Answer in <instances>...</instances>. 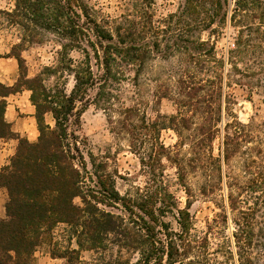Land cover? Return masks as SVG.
Segmentation results:
<instances>
[{
    "label": "rangeland",
    "instance_id": "1",
    "mask_svg": "<svg viewBox=\"0 0 264 264\" xmlns=\"http://www.w3.org/2000/svg\"><path fill=\"white\" fill-rule=\"evenodd\" d=\"M190 1L77 0L81 8L73 9L79 17H73L83 29L81 46L90 55L94 84L85 100L77 103L67 132L76 164L84 165L85 189L99 190L97 175L111 178L122 196L161 188L171 194L177 208L189 202L195 228L203 231L219 211L215 202L226 205L230 174H239L237 156L224 164L219 155L226 125L253 123L251 133L262 136L264 91L249 86L250 79L229 64L224 70L215 61L225 58L232 48L236 29L228 19L233 0H227L221 8L206 2L196 9L190 8ZM12 10L11 0H0V55H19L25 70L21 74L15 60L12 85L20 84L25 75H39L52 93L60 89L68 93L74 81L67 66L83 60V51L66 50L62 45L68 41L57 34L35 27L21 16L5 14ZM225 12L226 19H221ZM208 16H212L211 21ZM200 19L202 23H198ZM21 24H28V29ZM97 28L110 30L115 45L119 32L124 46L138 48L136 61L119 57L111 61L118 79L105 73L102 52L107 43L97 35ZM238 66L244 68L242 63ZM220 71L230 74V79L225 75L213 80ZM46 121L53 123L50 114ZM209 145L212 159L206 153ZM6 200V190L0 188L1 219L6 218ZM74 203L79 205L80 199L75 198ZM100 207L130 220L120 205ZM261 215L256 218L259 222L264 218ZM163 220L177 227L174 207ZM258 226L264 227L263 223ZM232 230L233 224L228 222L219 240H230ZM255 241L264 244V233L256 230ZM106 242L105 249H81V264L138 259L135 250L114 244L111 239ZM67 248H78L75 238L65 224H57L51 241L46 239L35 251L34 263L67 264L65 258L54 255H63ZM256 249L258 260L253 264H264V246ZM217 258L219 264L234 263L220 255ZM73 264L80 263L74 260Z\"/></svg>",
    "mask_w": 264,
    "mask_h": 264
},
{
    "label": "trees",
    "instance_id": "2",
    "mask_svg": "<svg viewBox=\"0 0 264 264\" xmlns=\"http://www.w3.org/2000/svg\"><path fill=\"white\" fill-rule=\"evenodd\" d=\"M11 1L13 10L5 12L6 15L21 16L29 24L57 34L68 41L62 45L64 49H81L84 59L77 65L67 66L74 81L68 93L65 89L52 93L39 75L32 78L25 75L20 84L16 82L12 86L0 83V139H17L14 155L0 168V188H4L7 194L6 218H0V264H35V251L46 239L51 241L52 230L57 224L68 227L78 247L67 248L61 256L54 254L65 258L67 264H73L74 260L81 264V249H105L108 239L135 250L139 256L135 262L112 258L106 264H181L183 261L219 264L217 255L226 262L234 261L232 264H253V260H258V256H254L258 251L256 248L264 246L255 241L256 230L264 233V227L258 226V223L264 225V218L261 222L256 220L264 215V133L262 136L252 134L249 128L253 123L226 125L219 155L224 164L237 156L239 174H230L226 205L219 206L215 202L219 211L206 222L203 231L195 228L189 202L184 208H177L171 201V194L161 188L135 196H122L111 178L97 175L99 190L85 189L84 165L82 162V165L76 164L67 132L71 117L77 113V103L85 100L88 89L94 84L90 55L81 46L83 29L73 17H79L73 8L81 6L77 0ZM206 2L220 8L223 3L227 4V0H191L189 6L196 9ZM226 16L225 12L221 19ZM228 20L236 29L232 48L225 58L215 61L224 70V65L229 64L240 71L242 77L250 79L249 86L264 91V0H233ZM202 22L200 19L198 23ZM21 25L28 29V24ZM96 32L107 43L102 52L105 73L118 79L111 70V61L116 57L136 61L138 48L124 46L119 32L116 34L117 45L113 44L114 35L110 30L97 28ZM5 56L13 57L19 72L24 74L23 59L19 55ZM238 63L244 64L242 70ZM218 73L214 74L213 80L227 75L222 71ZM230 76L224 78L230 79ZM21 90L30 92L29 100L35 110L38 129L35 142L15 135L4 119L5 98ZM47 114L53 119L52 126L46 121ZM261 125L264 126V121ZM245 143L253 146L249 148ZM207 152L212 159L211 145ZM75 198L80 199L79 205L74 203ZM100 205H120L130 220L126 221ZM173 207L176 228L163 220ZM228 222L233 224L230 240L221 242L219 239ZM212 244L215 245L213 249Z\"/></svg>",
    "mask_w": 264,
    "mask_h": 264
},
{
    "label": "crops",
    "instance_id": "3",
    "mask_svg": "<svg viewBox=\"0 0 264 264\" xmlns=\"http://www.w3.org/2000/svg\"><path fill=\"white\" fill-rule=\"evenodd\" d=\"M16 73L15 59L2 55L0 57V83L11 86L12 78ZM29 93L21 90L15 94H10L6 99L4 119L9 124L10 129L15 135L35 142L38 137V129L35 120V110L29 100ZM48 122V121H47ZM51 126L53 123L48 122ZM0 168L8 164L14 155L17 139H0ZM2 216H0L1 218Z\"/></svg>",
    "mask_w": 264,
    "mask_h": 264
}]
</instances>
